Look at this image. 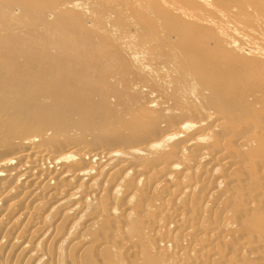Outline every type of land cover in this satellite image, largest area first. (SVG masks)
<instances>
[{
    "label": "bare ground",
    "instance_id": "1",
    "mask_svg": "<svg viewBox=\"0 0 264 264\" xmlns=\"http://www.w3.org/2000/svg\"><path fill=\"white\" fill-rule=\"evenodd\" d=\"M42 262L264 264V0H0V264Z\"/></svg>",
    "mask_w": 264,
    "mask_h": 264
},
{
    "label": "rangeland",
    "instance_id": "2",
    "mask_svg": "<svg viewBox=\"0 0 264 264\" xmlns=\"http://www.w3.org/2000/svg\"><path fill=\"white\" fill-rule=\"evenodd\" d=\"M136 58H138V61H140V62H146L147 60H146V58H148V54H145V53H138V55L136 56ZM143 89H145L146 90V87H144ZM148 91V92H147ZM146 92L148 93L146 96H144L143 97V101H145V103H147L148 102V104L150 103V104H152L153 106L152 107H154V105L156 106V102L159 100L158 98L160 97V95L161 94H163V93H160V91H158L157 92V90H155V91H153V92H149V90H147ZM164 91V89L163 90H161V92H163ZM165 92V91H164ZM156 93V94H155ZM158 94V95H157ZM148 97H149V99H148ZM156 97H157V99H156ZM156 99V100H155ZM151 100H152V102H151ZM37 236V235H36ZM35 236V237H36ZM149 251H154L153 249H150ZM122 254V258L120 257L119 258V260L121 261V263H122V261L124 262L125 260H126V258L125 259H123L124 257H125V255H123L124 253H121ZM120 254V255H121ZM125 263V262H124ZM40 264V263H39ZM41 264H43V262L41 263Z\"/></svg>",
    "mask_w": 264,
    "mask_h": 264
}]
</instances>
